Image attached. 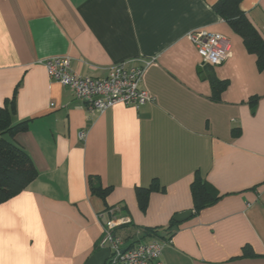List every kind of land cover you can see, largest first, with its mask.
<instances>
[{
	"label": "crops",
	"instance_id": "1",
	"mask_svg": "<svg viewBox=\"0 0 264 264\" xmlns=\"http://www.w3.org/2000/svg\"><path fill=\"white\" fill-rule=\"evenodd\" d=\"M218 1L0 0V106L13 99L12 123L27 122L7 138L38 174L0 205V264H108L112 219L126 221L124 249L164 243L163 264H264V70ZM241 5L264 40V0ZM193 31L225 36L228 59L203 68ZM58 57L83 77L146 65L152 100L90 113L47 74ZM196 176L219 196L199 211ZM152 185L142 208L137 191Z\"/></svg>",
	"mask_w": 264,
	"mask_h": 264
},
{
	"label": "built area",
	"instance_id": "2",
	"mask_svg": "<svg viewBox=\"0 0 264 264\" xmlns=\"http://www.w3.org/2000/svg\"><path fill=\"white\" fill-rule=\"evenodd\" d=\"M189 39L202 56V66H219L229 57L231 42L222 34L193 31ZM44 63L52 80L69 87L77 98L87 101L90 113L103 114L110 107L122 103L139 108L152 100L141 83L146 65L131 67L126 62H120L109 71L108 76L95 78L83 77L74 72L70 59L66 57L49 58ZM80 135L81 138L85 137L84 133ZM125 222L112 219L104 227L101 245L108 244L111 247L108 264H163L162 242H140L137 246L123 248L115 229Z\"/></svg>",
	"mask_w": 264,
	"mask_h": 264
},
{
	"label": "trees",
	"instance_id": "3",
	"mask_svg": "<svg viewBox=\"0 0 264 264\" xmlns=\"http://www.w3.org/2000/svg\"><path fill=\"white\" fill-rule=\"evenodd\" d=\"M241 2L242 0H219L214 5V11L221 18L230 22L233 30L243 38L248 51L257 55V64L260 70H264V40L243 11ZM206 66L209 65L206 64L203 68ZM225 86L226 81L214 80L212 83L213 92L219 95ZM13 102L12 99L11 102L7 101L5 106H0V205L25 191L27 186L38 177L35 164L26 150H22L9 139L19 132H24L28 127L26 121L18 124L12 123L13 113L9 109V104L13 105ZM194 180L192 184L193 203L195 211H199L212 204L219 196L200 176H196ZM154 188L155 186L152 185L150 189H138L140 207L146 208L149 192ZM91 190L98 196L106 197L111 191V187L104 188L101 185L93 184ZM243 252V256H251L250 249L246 248Z\"/></svg>",
	"mask_w": 264,
	"mask_h": 264
},
{
	"label": "water",
	"instance_id": "4",
	"mask_svg": "<svg viewBox=\"0 0 264 264\" xmlns=\"http://www.w3.org/2000/svg\"><path fill=\"white\" fill-rule=\"evenodd\" d=\"M191 214H192V211L176 214L174 221L177 223H182V222L188 220V218Z\"/></svg>",
	"mask_w": 264,
	"mask_h": 264
}]
</instances>
